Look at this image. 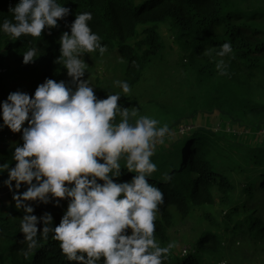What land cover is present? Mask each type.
<instances>
[{"label":"trees","instance_id":"1","mask_svg":"<svg viewBox=\"0 0 264 264\" xmlns=\"http://www.w3.org/2000/svg\"><path fill=\"white\" fill-rule=\"evenodd\" d=\"M18 2L0 0V23L12 19L9 6ZM58 3L71 12L58 21L50 34L45 29L40 37L22 36L12 41L0 32V69H6L0 72L1 85L15 79L14 71L10 72L15 65L22 73L44 82L47 78L59 82L66 74L63 65L56 63L61 55L60 37L65 31L70 34L77 13L90 12L93 19L89 25L100 36L101 44L125 56L127 68L123 81L131 88L163 55L165 44L160 29L169 22L174 37L188 52L196 80L208 86L204 108L219 110L222 119L230 117L235 122L240 121L236 112L249 117L260 114L264 118V104L257 99L264 91V0H58ZM226 42H231L234 50V57L225 56L230 77L226 82L215 83L216 52ZM31 47L37 48L38 57L35 62L24 64L22 52ZM205 48L214 50L211 56L202 55ZM97 97L106 98L105 90ZM227 107L231 109L225 111ZM198 109L195 105L188 114H178L170 125L187 126L183 121L194 118ZM186 129L168 146L155 150L152 157L157 171L150 183L164 194L155 221V237L160 246L170 243L168 231L177 224V213L184 220L196 210L213 205L217 198L229 207L227 218L233 222V232L245 230L253 238L264 239V147L243 143L239 147L231 138L233 134L225 131L215 132L203 126ZM263 130L264 127H259L256 131L261 134ZM244 132L250 133L243 130L241 134ZM22 144L21 138L17 145ZM216 152H220V159ZM12 155V151L0 147V164L14 167ZM225 169L231 172L243 169L239 174L243 184L238 185ZM165 173L171 176L167 182L163 180ZM7 175V171L0 173V181ZM133 175L125 172L118 182L130 181ZM26 187L22 185L19 191H25ZM29 203L37 216L50 212L54 225L60 223L68 207L67 200H62L59 207L54 201ZM23 215L15 206L13 192L7 188L0 197V264H74L64 258L53 233L47 239L38 235L39 247L28 250L20 232ZM223 238L218 231L205 232L186 253L172 249L163 264H221L226 257Z\"/></svg>","mask_w":264,"mask_h":264},{"label":"clouds","instance_id":"2","mask_svg":"<svg viewBox=\"0 0 264 264\" xmlns=\"http://www.w3.org/2000/svg\"><path fill=\"white\" fill-rule=\"evenodd\" d=\"M9 12L12 19L0 23V32L16 41L40 37L45 29L50 34L71 10L58 0H19ZM92 19L90 12L77 13L70 34L65 31L60 37L56 63L67 69L68 82L47 78L33 96L15 91L0 104V128L22 132L23 140L12 155L15 166L0 164V173L8 172L3 183L24 213L20 232L28 250L39 247L38 235L47 239L53 233L64 258L74 264H163L177 245L172 241L162 247L156 240L155 221L164 194L150 178L157 171L152 160L157 145L173 133L167 124L138 115V107L118 103L132 91L126 81L115 82L122 92L97 97L85 79L84 56L97 50L103 56L108 49L92 31ZM213 51L205 48L202 55ZM22 54L24 64L38 57L35 47ZM216 56L221 58L218 74L226 75L223 58L234 57L231 42ZM125 172L134 174L131 180L118 182ZM170 179L165 173L163 180ZM22 185L27 187L20 192ZM62 200L68 207L58 225L50 212L35 215L29 203L54 201L59 207Z\"/></svg>","mask_w":264,"mask_h":264},{"label":"rangeland","instance_id":"3","mask_svg":"<svg viewBox=\"0 0 264 264\" xmlns=\"http://www.w3.org/2000/svg\"><path fill=\"white\" fill-rule=\"evenodd\" d=\"M161 35L164 41V53L156 61L150 65L141 81L133 88L129 98L121 97L118 102L124 107L136 106L139 108L138 115H146L160 121V126L167 124L173 133L171 139L166 138L164 144L157 145L156 150L160 147L168 146L171 140H175L181 132L186 128H195L203 126L211 131H225L233 134L231 138L237 142L238 146L249 144L252 146L264 147V130L261 134L256 130L264 126V118L260 114H253L255 117L243 115L236 112L235 116L239 122L228 117L223 118L219 110H209L204 108V100L207 85H202L196 80L193 68L190 66V57L188 52L181 48L180 43L174 37V31L169 22L161 25ZM108 49V48H107ZM84 59L88 64L87 78L90 86L94 88L95 94L98 95L105 90V97L109 93L122 92L115 84L116 81H123L127 60L125 56L118 50L108 49L101 56L97 50L91 54H85ZM221 59L218 57L217 60ZM227 65L226 75H219L216 71L215 83L226 82L230 75L231 69L228 67L227 58H223ZM66 69V68H65ZM15 79L0 84V104L7 99L11 92L21 91L33 96L38 85L43 83L39 77L22 73L18 67L12 66ZM13 75V74H12ZM61 80L68 82L70 78L66 74ZM60 80V81H61ZM231 82H233L231 80ZM261 104H264V91L261 96L257 97ZM197 105L198 112L192 119H185L182 125L171 126L178 114L186 115L193 107ZM231 108L227 107L225 111ZM242 111L241 109H235ZM2 112V109H0ZM119 117V116H118ZM116 118L117 121L120 119ZM260 117V118H259ZM263 121V122H262ZM246 122H250L249 125ZM262 124H261V123ZM3 124L2 115H0V125ZM27 127V122H25ZM247 130L250 133L243 134L242 131ZM22 138L21 133H13L8 127L0 128V147L14 152L15 146ZM241 143V144H240ZM215 156L220 159V152H216ZM241 164H244L241 162ZM223 167V166H221ZM237 168H241L240 166ZM227 174L233 176L238 185L243 184V178L239 172H231L230 169L223 170ZM5 176L0 181V197L6 193L7 186L4 185ZM15 182H13V186ZM264 200V198H262ZM171 209H174L171 207ZM229 207L219 202L218 198L213 205L204 206L196 210L194 215L186 219H180V213L176 214L177 224L169 229L170 242L175 241L177 247L174 248L177 253H186L194 246L195 241L205 232L218 231L224 235V245L226 248L225 264H264V239L253 238L250 233L245 230L238 233L233 232V222L227 218Z\"/></svg>","mask_w":264,"mask_h":264},{"label":"built area","instance_id":"4","mask_svg":"<svg viewBox=\"0 0 264 264\" xmlns=\"http://www.w3.org/2000/svg\"><path fill=\"white\" fill-rule=\"evenodd\" d=\"M0 72H6V69H0ZM226 261H223L221 264H225Z\"/></svg>","mask_w":264,"mask_h":264}]
</instances>
